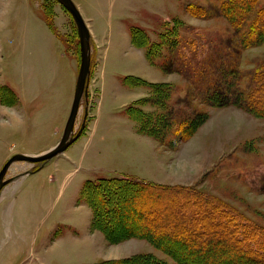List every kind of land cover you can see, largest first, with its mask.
I'll return each instance as SVG.
<instances>
[{
	"label": "rangeland",
	"instance_id": "1",
	"mask_svg": "<svg viewBox=\"0 0 264 264\" xmlns=\"http://www.w3.org/2000/svg\"><path fill=\"white\" fill-rule=\"evenodd\" d=\"M72 1L82 10L85 18H92V24L98 27L101 25L98 13L105 14L111 22V41L106 50L108 72L113 73L118 83L117 86L102 85L103 105H107V101L109 104L119 103L125 95L130 96L132 91L123 84L124 77L129 74L143 78L149 75L168 78V73L161 67L150 65L140 59L138 50L129 47V42L125 45L123 35L125 29L128 35L130 30L139 29L137 37L143 42L148 40L150 44L159 41L160 35L167 32L166 26L170 27L174 19H179L183 25L180 40H194L198 44L178 49L182 55L194 54L196 64L186 66L182 63L179 68L174 67L172 70L182 69L190 74L196 72L200 74V78L181 77V82L171 84L169 92L171 102L164 105L166 111L160 110L158 116L156 142L148 136H144V139L134 137L133 132L129 130L131 121L124 117L123 107L116 106L112 111L109 107L108 113L116 115L106 120V111L102 108L101 111L93 110L98 121L90 123L87 133L84 134L87 130L86 122L80 137L64 154L54 156L56 158L54 161L50 159L45 162L39 174L22 179L25 171L37 167L38 164L23 161L12 163L5 178H9L10 183L13 181L16 183L6 187L10 184L8 182L0 195V212L3 210L4 219H7L4 224L0 217V264H87L107 257L112 249L109 244L112 243L107 239L105 243L102 238L89 233L90 212L86 206L77 205L84 202L80 199V191L78 195L84 181L121 175L142 180L141 177L145 175L150 180L187 178L191 183L194 177L190 171L194 168L191 162L193 153L203 149L196 141L181 147L185 141L180 140L182 138L180 124L189 120H194L192 122L194 123L198 116L201 117L204 112H208L211 106L206 103L208 101L206 96L214 89L221 92L223 102H231L233 100L226 96L229 89L231 92L237 85H246L244 92L249 93L256 88V72L259 65L264 62V41L250 45L249 40H244L247 27L249 28L255 17L254 10L260 7L264 0H257L252 8L251 0H247L249 4L244 7V18L241 25L236 26L237 29L224 13L223 3L226 0ZM188 3L201 7L203 15L194 16L188 13L185 10ZM26 7L51 23L60 39L64 55H72L76 62L78 60V38L74 22L57 0H0L2 25V27L0 25V103L4 105V111L0 109V168L14 153L33 154L55 144L62 135L72 99L71 97L69 104L65 103L61 126H58L60 125L58 120L49 127L36 125L35 121H27L18 131L8 127L6 110L14 112L15 108L11 107L16 104L17 99L7 86L12 88L15 85L17 79L14 78V73L23 69V62L17 57L7 60L6 54L2 51L11 49L14 40L29 32L31 28L29 24H33V21L26 14ZM144 34L146 38L143 37ZM166 41L169 39L164 43ZM155 54L154 61L160 65L169 64L165 58H157L161 55L160 52ZM90 60L92 77L96 64L95 51ZM74 77L76 80L77 74ZM175 98L180 99L179 105H175L176 102L173 101ZM94 100L95 92L91 103ZM49 105L50 102L38 98L33 104L27 105L25 114H32L40 107ZM233 106L251 117L249 122L243 124L234 140V152L216 160L215 164L194 183L178 185L198 188L232 206L234 211L252 227L247 232H254V235L248 238V242L250 241V245L254 247L259 239L264 245V116L250 113L247 108L246 110ZM81 116L79 113L76 118L75 129L80 126ZM55 126L57 127L54 128ZM191 129L192 127L189 128L190 131ZM54 132L56 136H52ZM203 136V143H210L207 136ZM202 140L203 138L199 142ZM80 149H85L81 159L78 152ZM73 152L75 163L71 161L65 166H60L61 170L55 171V162L64 159L66 153ZM127 167L133 172H125ZM74 187L78 190L75 197L73 196L74 201L71 202ZM183 192L184 190L177 189L171 194L177 196ZM91 229L98 230L92 226ZM122 252L123 248L113 247L110 253L116 256L115 253ZM167 258L171 260L168 255ZM248 261L255 263L256 260Z\"/></svg>",
	"mask_w": 264,
	"mask_h": 264
},
{
	"label": "trees",
	"instance_id": "2",
	"mask_svg": "<svg viewBox=\"0 0 264 264\" xmlns=\"http://www.w3.org/2000/svg\"><path fill=\"white\" fill-rule=\"evenodd\" d=\"M256 2L257 0H251V8ZM248 4L247 0L224 1V13L235 27L241 25L244 7ZM185 10L194 16L203 15V9L196 4L188 3ZM254 11L255 17L249 28L247 27L244 39L249 40L250 45L264 41V3ZM43 20L58 37L51 23L45 18ZM170 24V27L166 26V34L160 35L161 41H153L150 44L148 40L143 42L137 37L139 29L130 30L131 43L143 47L148 61L165 72H177L187 79L200 78V74L196 72L191 75L182 69L172 70L174 67L179 68L182 63L186 66L196 64L194 54L182 55L178 48L193 47L198 42L180 40L183 25L179 19H174ZM144 36L146 38L145 34ZM166 39L169 41L164 43ZM241 42L244 43L242 40ZM159 52L161 55L157 58H165L169 61L168 65H160L154 61L155 53ZM259 66L255 78L257 86L249 93L244 92L246 85H237L234 91L230 92L229 89L226 95L233 101L223 102L221 92L214 89L206 96L208 99L204 97L208 100L206 103L213 107L236 105L247 108L257 116H264V62ZM125 82L129 86L145 85L150 89V96L130 104L127 113L136 121L139 132L157 140L158 116L161 111H166L164 105L171 102V83L146 82L137 76H128ZM173 101L176 102L175 105L180 104V99L175 98ZM147 102L154 107L148 112L141 108V105ZM207 117L206 111L201 117L198 116L194 123V120L181 123V142L188 140ZM188 127H192L191 131ZM177 189L184 192L178 194L179 196H172V191ZM197 189L178 184L167 185L138 178L131 179L125 175L87 179L80 189V199L91 208L93 229L101 230L110 243L131 237L147 239L171 258V261H167L152 253H138L92 264H264V245L261 239L254 247L248 242L254 232L248 233L247 230L252 227L232 206H228L219 197ZM248 258L256 260L255 263L249 262Z\"/></svg>",
	"mask_w": 264,
	"mask_h": 264
},
{
	"label": "crops",
	"instance_id": "3",
	"mask_svg": "<svg viewBox=\"0 0 264 264\" xmlns=\"http://www.w3.org/2000/svg\"><path fill=\"white\" fill-rule=\"evenodd\" d=\"M26 14L33 21V24H29L31 25L29 32L23 33L20 39H16V41L14 40L11 49L8 50L7 48L5 51H2L4 54H6L7 60L11 59L12 57H17L23 62V69L14 73V78L17 79L18 82L16 81L15 85H13L12 88L7 86L9 90L13 91L17 99L16 104L11 107L15 108V111L10 112V110H6V118L9 122L8 127L13 129L14 131H18L19 128H22L27 121H35L34 123L36 125L49 127L53 126V123L56 124V122L60 120V125L58 126H61L66 107L65 103L69 104L70 98H73L75 88L74 72L76 69L77 62L75 61L74 57L72 55H64L60 39L54 34V32H52V30L48 27L43 18H41L34 10L29 7H26ZM98 15H100L99 22H101V25L99 27L96 26V24L94 23L92 24V18H85L86 25L88 26L90 32V58L92 59V53L93 51H95L96 64L93 76L91 77V71V75L89 78L87 102H85L84 99L82 100L78 112V115L79 113L82 114L79 125H81L83 121V116L85 112H87V118H85L84 120V126L87 122V130L84 133L86 134L89 129V126L98 121V117L93 113V110L101 111L102 108L105 109L106 120V118H112L111 116L116 115V113H108L107 109L110 107V111H112V109H114L116 106H119L120 108H124V117L131 121L129 130L130 132H133V135L136 139H144V136H148L156 142V140L152 136L139 132L137 129L136 121L127 113V107H129L130 104L150 96V89L145 85L129 86L125 82V78L128 76H137L145 80L146 82H165L172 84L181 82L182 76L177 72H166L168 73L167 79L159 78L158 75L157 77H152L149 75V77H145V79L138 75L129 74L128 76L124 77L123 84L125 87L132 91L130 93V96L126 97L125 95V97L119 103L117 102L115 104H109V101H107V105H103V103L101 102L102 85L105 86L106 84H115L117 86L118 82L113 77V73L108 72L109 65L107 62L106 50L108 48V44L111 41V22L108 20V18H106L105 14L98 13ZM123 35L125 37V45H127L126 43L129 42V47H131L133 50H138V57H141L140 59L147 61L150 65H154L148 61L145 49L143 47H137L131 43L130 34H127L126 29L123 30ZM15 42L17 43L15 44ZM94 92L95 100L93 103H91L92 95ZM38 98H42L44 102H50L51 105L40 107L36 111H33L32 114H25V108L27 107V105L33 104L34 101H36ZM3 107L4 105L0 103L1 111H4ZM141 108L146 112L154 109L153 105L149 102L142 104ZM250 118V115H248L246 112L239 108H235L233 105L226 107L211 106L208 109V117L206 118V120L196 129V131L187 141L182 143L181 146L183 147L189 142L196 141L199 147L203 149L202 151L197 150L193 153L191 162L193 163L192 165L194 168L190 171L193 172L192 176L194 177L191 183H194L198 179V177H200L205 171L211 168V166L215 164L216 160H220L227 154H230V152H234V140L239 134L240 130L243 128V124L249 122ZM56 127L57 126H55L54 128ZM203 135L207 136V141L209 140L210 143L207 141V144L203 143ZM52 136H56V132H54ZM202 138L203 140L199 142V140ZM52 146L50 145V147ZM50 147L48 146L47 148H43L41 151L35 152L31 155L41 153L42 151H45ZM84 150L85 149L78 150V152L80 153V159L84 153ZM74 157V152L71 154L66 153L64 159L55 162L54 170L59 171L61 170L60 166H65L71 161L74 162ZM44 165L32 173L24 174L21 178L23 179L29 175L36 174L44 167ZM125 172L133 171L131 168L127 167ZM36 179L37 177L35 176V180ZM141 179L145 181L167 185L191 184L187 178L178 180H150L148 179V177H145V175H143ZM80 189L81 188H79L78 190L77 187H74V191L72 190V195L70 197L71 202L74 201V197L77 190L79 195ZM1 193L2 192H0V195ZM75 202L74 204H76ZM77 205L86 206L90 212V217L92 220L91 208L85 202L77 203ZM1 211L2 212H0V217H2L3 223L5 224V222H7V219H4V212L3 210ZM91 220L89 233L94 234V236H97L100 239L102 238L103 241L106 243V238L103 232L99 230L92 231ZM109 245L112 249L113 247L123 248V252L121 254L115 253L116 256H113L114 253H110L112 251V249H110V252L107 254V257L100 258L98 260L96 259L92 262H87V264L98 263L103 260L119 259L125 256H131L138 253H152L158 258L171 261L167 258V254L164 251L157 248L150 241L144 238L131 237Z\"/></svg>",
	"mask_w": 264,
	"mask_h": 264
},
{
	"label": "water",
	"instance_id": "4",
	"mask_svg": "<svg viewBox=\"0 0 264 264\" xmlns=\"http://www.w3.org/2000/svg\"><path fill=\"white\" fill-rule=\"evenodd\" d=\"M57 1L71 16L78 37L79 65L69 114L60 139L52 147L35 155L14 153L3 163L0 168V192L1 189L10 181L9 178H5V175L12 163L15 161H23L32 163L33 165L38 164L37 167L24 172V174L32 173L41 168L45 162L62 153L69 144L80 136L84 127V120L87 112H85L83 121L78 129H75V120L77 118L82 100L84 99L85 102H87L88 83L90 78V32L80 11L72 0Z\"/></svg>",
	"mask_w": 264,
	"mask_h": 264
},
{
	"label": "bare ground",
	"instance_id": "5",
	"mask_svg": "<svg viewBox=\"0 0 264 264\" xmlns=\"http://www.w3.org/2000/svg\"><path fill=\"white\" fill-rule=\"evenodd\" d=\"M78 8V7H77ZM80 9V8H79ZM78 9V10H79ZM80 11V13H81V15H82V17H83V19H84V21H85V23H86V20H85V17H84V13H82V10L80 9L79 10ZM88 27V26H87ZM89 29V28H88ZM78 65H79V55H78V60H77V65H76V69H75V72H74V76H75V74H77V70H78ZM90 65H91V60H90ZM90 75H91V66H90ZM74 80H75V77H74ZM73 87V86H72ZM87 118V117H86ZM75 122H76V120H75ZM80 137V136H79ZM78 137V138H79ZM78 138H76L71 144H69L67 147H66V149L62 152V154H64L65 152H66V150L68 149V147H70V145H72ZM42 152H44V151H42ZM39 154V153H38ZM35 155V154H34ZM56 157V156H55ZM53 160L52 161H54L56 158H52ZM52 163V162H51ZM37 174H39V171L37 172ZM37 174H34V175H37ZM33 175V176H34ZM16 182H12V183H10V184H7L6 185V187H8V186H10V185H12V184H15ZM5 187H3L2 189H1V192H2V190L4 189Z\"/></svg>",
	"mask_w": 264,
	"mask_h": 264
}]
</instances>
